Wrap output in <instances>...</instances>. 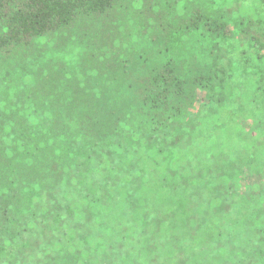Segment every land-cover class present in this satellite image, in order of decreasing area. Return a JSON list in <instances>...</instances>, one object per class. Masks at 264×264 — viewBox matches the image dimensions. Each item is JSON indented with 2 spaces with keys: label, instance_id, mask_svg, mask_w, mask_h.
I'll return each instance as SVG.
<instances>
[{
  "label": "trees",
  "instance_id": "16d2710c",
  "mask_svg": "<svg viewBox=\"0 0 264 264\" xmlns=\"http://www.w3.org/2000/svg\"><path fill=\"white\" fill-rule=\"evenodd\" d=\"M140 1L152 20L142 22L145 42L130 41L137 49L119 36L115 46L102 27L99 45L60 68L42 63L54 46L48 37L104 17L120 0H0V49L16 50L0 73L19 76L11 81L17 96L0 94V264L59 255L65 264H126L131 254L129 264H264V185L245 196L238 170L220 160L243 148L255 161L250 169L264 168V129L237 121L255 124L257 96L264 104V11L250 15L244 0H215L223 8L193 0L186 15L163 20L158 0ZM160 1L175 11V1ZM240 15L248 17L242 44ZM188 30L208 37L209 54L227 44L239 58L227 67L214 56L203 63ZM199 92L222 104L200 110L180 143L171 137L181 132L175 122ZM232 102L243 105L238 114ZM106 223L124 240L92 252L86 239L105 237Z\"/></svg>",
  "mask_w": 264,
  "mask_h": 264
},
{
  "label": "rangeland",
  "instance_id": "374dc122",
  "mask_svg": "<svg viewBox=\"0 0 264 264\" xmlns=\"http://www.w3.org/2000/svg\"><path fill=\"white\" fill-rule=\"evenodd\" d=\"M126 1H131V2H126ZM173 1H175V4L172 7L175 9V11H172V12L170 9L164 8L160 0H158L157 2L159 4L155 5V10L157 8L161 12V14L157 13V15H161L163 20H167L168 17L172 18L175 16H181L182 14L186 15L187 7L186 8H182V7L183 5H186L187 3H191V1L193 0H173ZM207 1L208 0H198V2L201 4L205 3L206 5H208L209 3V5L213 6L211 2H207ZM120 2H121L120 3L121 5L119 4L120 6L113 8L111 10H108L106 14L104 15V17L102 18L79 20L71 24L69 29H66L63 32L57 33V35L55 34L56 36L48 37L54 42V46L49 50L50 53L48 54V56L44 59L42 58V63H47L48 66L58 65L60 68L62 67L70 68L74 64H78L79 59L82 57V55L85 54L86 51H88V46H92L93 44L99 45V41L97 40V34L99 32H103L101 31L102 27H109V34L111 35L115 46L120 45V40L117 39V37L119 36L121 40L123 39L125 42H127V45L131 49L133 50L137 49L139 46H134V44L130 43V41H135L137 43L145 42L144 40L140 39L141 31L147 27V26L146 27L144 26L145 21L150 22L152 20L150 18L151 15L143 11V9L142 10L139 9V4L142 7V4L139 3L141 2L140 0H120ZM215 2L218 7L219 6L222 7L221 4H219V2L217 1ZM244 4L246 5L245 8L249 10L248 13L250 15L252 14V16L254 13V12L252 13V11H255V14H256V11L257 13H262V11H264V6L259 2V0H244ZM233 5L237 6V4L235 3ZM166 6L167 5L165 4V7ZM232 8L235 9V7H232ZM191 12L192 11L190 9L188 15ZM244 13L246 14L247 11H245ZM140 14H142V17H143L142 20L141 18H138ZM244 17L245 16L240 15L238 18L240 20V22L237 25L239 32L237 33V29H234V31L236 30V34H237L236 37L238 38L235 40L240 41V44H242V42L245 40H241V38L239 37V33L242 32V36L245 39H247V34H248L247 33L248 17L246 18ZM252 20L253 22L249 24L251 35L253 34V31L255 30L253 28L254 24L257 26L256 20L254 21L253 17H252ZM142 22L144 23L142 24ZM229 27L230 28L232 27L231 24H229ZM62 39H64V41H60ZM186 39L189 42L190 46L194 47L195 52L200 54V56L202 57L201 61L203 63H206L205 60L208 59V57L213 58L214 56L216 58L217 63H219L220 65L224 67H227L228 62H230L231 65H233L234 61H236L239 58V53L237 52V50L230 48V46H227V44H225L223 49L214 48L213 53L209 54L208 51L205 49L208 45L211 46L210 44L211 41L208 39L207 36L203 35V33L198 30L197 31L188 30ZM14 51L16 50L0 49V67L5 65L7 61L9 62L11 60ZM157 59L158 61H162L164 59V56L160 55L159 58ZM186 72H184L182 76H185ZM14 78L18 79L19 76L15 74L13 75L12 70L9 68L3 69V72L0 73V94L5 91L4 90L5 88L8 90V92H10L13 95H16L18 93L16 89L17 87L11 85V81ZM201 95H202V92H199L196 94L194 98V103L192 104L193 106L190 108H186L185 109L186 115H182L183 117L181 116L180 119H178V121L175 122V124L181 125V132L174 133L172 131L173 135L171 137L173 138L176 137V139L180 140V143L189 142L190 135L188 134V131L192 127H195V122L192 123L191 121L196 118L200 110L201 111L205 110V108L209 107L210 105H213L210 109L215 110V107H218L222 104L218 100L210 99L209 101V98L207 99L206 97L205 98L203 97L202 99ZM259 101L261 102V99L259 96H257V99L254 101V104L256 105H254L253 107L254 109L251 110L252 113L250 114V116L252 115L258 116V120L256 121L254 120L255 124H251L247 120H243L244 118L243 119L242 118L240 119L239 117L237 118V121H239V125L243 127L245 130L248 129V131L260 133L264 129V104L260 103ZM229 105H230L229 111L232 115L238 114L237 111L241 107L243 108V105L242 104L240 105L238 102H232V103H229ZM255 107L260 109L259 113L255 111ZM73 124H74V121L70 122V125H73ZM171 127L173 126H169L167 127V129ZM156 134L161 138L164 136L163 133L161 132L156 133ZM262 136H263L262 141H264V135L262 134ZM3 141H4L5 149L7 150L8 149L7 142L5 139H3ZM223 158L227 160L228 162L231 161L230 163L232 164L233 168H236L238 170V174L241 179V187L238 190L240 193L244 194L245 196L250 197V195H253V191H256L257 189L256 187L260 188L261 186L264 185V168L262 169L263 166L262 167L260 166V169H257V170L250 169L251 163H254L255 161L251 159L252 156L250 155L248 151H245L243 148L235 149L233 147L227 153H225L224 156H220L221 162ZM246 158L247 160H249L247 164L243 163V161H245ZM261 163L264 164L263 160L261 161ZM44 177H47V175H45ZM3 195H4L3 193H0V209H2L3 207V199L5 197ZM58 204H59V201L52 203V205H56V206H58ZM103 230L105 232V237H89L86 239V243L92 249V252L99 251L101 247L103 246H104L103 249L105 252L107 247H109V245H111L112 243L118 242L119 244L122 240H124L122 239L121 241H119L121 237H111L110 236L112 232L110 223H106ZM112 234L115 236L114 232ZM134 239L135 237H130L129 244H134L135 243ZM3 240H4V237H0V242H2ZM39 242H40L39 238L38 239L34 238L33 244L37 248H39L37 246V243ZM171 244L172 243L169 240L168 245L171 246ZM73 245L77 246L78 244L77 245L73 244ZM29 249L30 248H23L22 250L23 258H25L26 255L30 253ZM130 257L131 258L127 261L126 264H129V261L133 262V259H134L133 254H131ZM83 259H85V254H83ZM65 260L68 262L69 257H67V259L66 258L61 259L59 255L56 261L45 263L41 260L39 263L40 264H61L62 262V264H65L64 263ZM34 262L35 260L30 264H34Z\"/></svg>",
  "mask_w": 264,
  "mask_h": 264
}]
</instances>
